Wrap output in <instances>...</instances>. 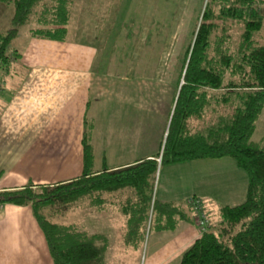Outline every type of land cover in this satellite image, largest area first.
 <instances>
[{"label":"crops","instance_id":"obj_1","mask_svg":"<svg viewBox=\"0 0 264 264\" xmlns=\"http://www.w3.org/2000/svg\"><path fill=\"white\" fill-rule=\"evenodd\" d=\"M68 20L62 40L32 36L26 31L22 36L17 33L11 41L17 59L2 74L0 84V190L26 184L50 186L79 176L85 114L91 123L93 173L122 168L159 153L179 81L133 77L147 73L140 59L143 46L121 60L126 36L116 48L110 39L119 35L115 31L98 47L85 39L83 30L78 31L76 39L77 33H72L77 26ZM137 55L139 60L133 58ZM151 93L154 96L148 100ZM154 125L157 136L149 139L148 128ZM225 161L220 157L168 164L185 165L190 172L185 170L179 175L185 187L180 196H161L160 204L171 206V218L168 221L159 217L157 229L162 232L151 236L150 245L156 250L146 264H179L181 253L198 236L185 201L178 203L184 194L201 198L214 214L221 206L243 201V185L226 182L224 172H219L225 171L224 166L229 173L235 172ZM192 181L197 182L196 188H192ZM166 187L167 182L161 185V195L166 194ZM135 201L129 188L92 194L90 200L80 198L76 201L77 210L81 207L83 213L79 227L86 233L102 234L94 230L96 217L108 230L119 223L118 232L124 236L116 240L131 243L127 232L134 230L129 218ZM89 210L91 224L87 225L84 211ZM117 214L119 222L114 220ZM166 223L172 228L161 227ZM163 233H169L166 240ZM162 242L169 243L165 255L160 254ZM0 264H53L28 205H0Z\"/></svg>","mask_w":264,"mask_h":264},{"label":"trees","instance_id":"obj_2","mask_svg":"<svg viewBox=\"0 0 264 264\" xmlns=\"http://www.w3.org/2000/svg\"><path fill=\"white\" fill-rule=\"evenodd\" d=\"M41 1L0 0L13 7L8 26L0 34V84L2 74L17 59L16 52L10 48L11 41ZM261 1L205 0L200 22L184 53L185 63L177 78L182 83L175 94L165 135L159 153L153 158L93 173L91 123L84 120L79 176L50 186L26 184L0 190V205L30 207L53 264H103L102 249L95 243L96 234L77 232L52 222L44 214V208L57 203L74 204L80 198L122 188L131 189L136 201L147 206L158 167L220 157L233 159L244 171V199L234 206H221L217 221L209 222L206 230L181 253L179 264H264V146L249 140L264 106V42L255 44L252 40V34L261 27L262 16L257 6ZM70 4L71 0H52L46 11L49 18L40 13L43 26L29 33L52 40L64 39ZM221 19L240 21L243 25L234 51L226 44L225 34L211 42L216 21ZM213 105L227 107L229 111L204 124L203 113ZM193 121L199 122V126ZM154 203L155 200L153 211L162 213L163 204L160 207ZM161 227L172 228L168 223Z\"/></svg>","mask_w":264,"mask_h":264},{"label":"rangeland","instance_id":"obj_3","mask_svg":"<svg viewBox=\"0 0 264 264\" xmlns=\"http://www.w3.org/2000/svg\"><path fill=\"white\" fill-rule=\"evenodd\" d=\"M204 3L205 0H71L68 8L70 15L68 21L73 26H77L76 32L72 33L73 36L77 33L76 39L79 37L78 31L83 30L82 33L86 34L85 39H88L87 41L92 43L95 42L94 44H97L98 47H101V44L109 37L108 35L111 33V37L115 31L119 35L109 38L113 39L116 48L119 42L122 41L121 37L126 36L128 39L127 42L125 41L126 46L120 50V53L123 54L121 60H125V55L134 54L140 46L141 48L143 46L140 59L146 65L147 73H140V75L132 74L133 77L175 82L185 63L184 53L187 46L192 42L194 32L200 22ZM51 4L52 0H42L35 7L34 15H31L28 21L18 28V35L22 36L26 31L28 32L35 27H42L40 13H45L44 18L48 19L49 14L46 11H49ZM257 6L262 16V21L259 30L252 34V40L255 44H260L264 42V0L258 3ZM12 11L13 7L11 4L0 2V34L7 28ZM216 22L217 27L212 33L211 42L213 43L216 38L225 34L224 39L230 51L236 50L240 40V33L243 30L242 23L231 19H221ZM20 38L14 40L13 45L16 42L18 43ZM226 44L223 43V45ZM133 58L139 60L138 55L136 57L133 56ZM152 70L155 71L150 72ZM151 92H153V89H151ZM149 96L152 97L154 95L152 93L149 94L148 100ZM227 111H229L227 107H216L214 105L207 107L203 113L204 124L210 123L219 114ZM84 120L90 122L88 114L84 115L83 122ZM193 123L199 126V122L193 121ZM147 134L149 139L156 138L157 129L155 125L148 128ZM249 140L252 143L264 146V106L255 121L254 130ZM224 160H226L225 162H230L235 172L229 173L227 166H224L225 171L220 170L219 172H224L223 174L227 177L226 182L230 181L231 184H238L237 187L243 185L244 197L246 186L244 171L234 165L233 159L224 157ZM175 166L178 165L167 164L158 167L152 184L151 199L147 206L139 201H135L132 204L130 211L132 213V223L134 224L132 229L134 230L130 232L129 229V233L127 232L128 236L132 237L131 243H122L116 240L117 237L124 236L120 234L121 232H118L120 230L119 223L113 227L111 226L112 230H108L106 226L105 228L102 227L100 222L103 220L100 219V221L96 217L97 228L94 230L104 232L96 234L97 238L95 240V243L102 249L103 264H146L148 259L152 258L150 254L154 253L156 249L150 245V238L155 232H162L160 229H157L156 216L158 215L157 218H159L162 215L163 220L168 221L171 218V206L166 203L162 206L159 202L161 196H180L185 187L180 183L179 175L185 172V170L190 172V169H186L185 165H179L180 167ZM184 178L185 176L183 177L182 175L181 179L183 180ZM165 182H167L166 194L161 195L160 187ZM196 183V181L192 183V188H196ZM184 195L179 198L178 203L184 202L187 198L191 197V195ZM85 198L91 199V197ZM153 200H155V206L161 205L163 207L162 213L160 211L157 214L155 209L153 211ZM88 203L90 205L89 201ZM76 204L77 202L70 205L57 203L44 208L43 212L52 222L72 227L77 232H83L81 226L79 227L83 213L81 207H78L80 209L77 210ZM204 206L209 222L215 223L217 215L214 213L216 212L212 213L208 211V208L211 209V206H207L208 208L206 204ZM90 215V210L88 213L84 211V221L87 225L91 224ZM101 217L103 219L107 218L106 216ZM118 218L121 219L119 214H117V218L114 220L119 222ZM163 234H165L164 238L166 240L169 233ZM162 244L164 248L160 249V254L165 255L169 243L164 245V242H162Z\"/></svg>","mask_w":264,"mask_h":264},{"label":"built area","instance_id":"obj_4","mask_svg":"<svg viewBox=\"0 0 264 264\" xmlns=\"http://www.w3.org/2000/svg\"><path fill=\"white\" fill-rule=\"evenodd\" d=\"M185 203L191 211V219L197 228L198 234L202 233L209 223L204 201L201 198L189 197Z\"/></svg>","mask_w":264,"mask_h":264},{"label":"water","instance_id":"obj_5","mask_svg":"<svg viewBox=\"0 0 264 264\" xmlns=\"http://www.w3.org/2000/svg\"><path fill=\"white\" fill-rule=\"evenodd\" d=\"M182 82H181V79L179 80V85L181 84ZM169 117H170V115H169ZM168 120H169V118H168ZM167 123H168V121H167ZM164 135H165V132H164Z\"/></svg>","mask_w":264,"mask_h":264}]
</instances>
